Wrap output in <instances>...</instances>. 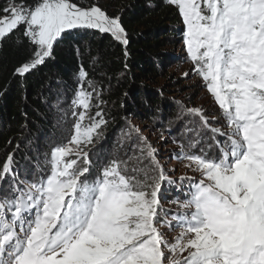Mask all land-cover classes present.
<instances>
[{
  "label": "snow or ice",
  "instance_id": "6c2138e0",
  "mask_svg": "<svg viewBox=\"0 0 264 264\" xmlns=\"http://www.w3.org/2000/svg\"><path fill=\"white\" fill-rule=\"evenodd\" d=\"M166 2L180 17L190 72L217 109L209 118L175 101L170 159L186 173L170 176L176 169L127 117L118 144L135 133L132 155L94 168L88 149L109 119L81 64L70 139L47 145L31 173L21 174L14 151L0 159V264H264V0ZM18 32L12 76L21 83L68 40L108 35L128 56L121 16L92 0H3L0 44ZM169 188L175 210L163 205Z\"/></svg>",
  "mask_w": 264,
  "mask_h": 264
},
{
  "label": "trees",
  "instance_id": "16d2710c",
  "mask_svg": "<svg viewBox=\"0 0 264 264\" xmlns=\"http://www.w3.org/2000/svg\"><path fill=\"white\" fill-rule=\"evenodd\" d=\"M118 15L129 36L127 57L124 46L108 35L90 36L79 45L68 40L58 44L53 58L23 83L12 76V69L22 58L24 38L18 32L0 44V159L14 151L20 168L34 163L39 145L46 151L41 141L54 133L60 98L72 99L81 64L106 102L102 107L109 131L122 128L127 115L154 119L155 112V118L174 117L173 105L164 97L166 87H161V94L155 82L159 78L176 82L167 67L180 25L177 10L166 0H123Z\"/></svg>",
  "mask_w": 264,
  "mask_h": 264
},
{
  "label": "rangeland",
  "instance_id": "374dc122",
  "mask_svg": "<svg viewBox=\"0 0 264 264\" xmlns=\"http://www.w3.org/2000/svg\"><path fill=\"white\" fill-rule=\"evenodd\" d=\"M93 2H98L104 9L107 10L110 15H118V9L120 3L123 0H92ZM87 2V0H85ZM174 36L175 42L172 46V50L175 52L172 60L168 64V73L172 75L176 82L168 80V78H159L155 83L156 87H166V90L163 92L164 97L170 100L171 105L175 110L174 117L165 119L163 117H158L154 119L145 118V116H138V114L127 115L126 117L139 129H141L144 136L148 138L151 144L158 149V157L166 164L168 168H175L174 173H170L174 179L186 173V169L183 167V164L178 162L175 159H170V154L178 151L176 145L173 143L174 139H179L180 124L179 122H174L171 125V135L169 134V119L175 120L177 112L180 110V106L175 103V101H181L184 105L189 107H203L206 114L211 118L217 111L214 103L210 101L209 95L206 91L200 86L199 77L191 74L190 68L191 64L186 59V52L183 46V43L178 34V29ZM189 72L187 78L184 77V73ZM71 100H67L63 97L59 100V108L55 109V130L52 135L45 137L41 144L45 146L50 145L55 142H66L70 139V134L73 129L71 125L74 123L75 117L72 116L73 108L70 104ZM57 103V104H58ZM94 114V113H93ZM216 126V125H214ZM128 130V124H123V127L120 129L108 130V126L105 129L104 135L99 139L95 140L92 145L89 146V151L91 159L93 161L94 168L95 166L103 163L111 156L119 155L120 157H125V155H132V146L133 141L135 140V133L132 134L130 140L124 142L123 147H120L118 141L120 140L121 133ZM38 152V157L40 158L41 163L43 162V153L45 150H41V146L36 147ZM35 159L34 163L36 162ZM33 163V164H34ZM135 163V158L130 162L131 164ZM33 164H24L20 167V172L23 175L25 171L31 173L33 171ZM191 175V173H187ZM4 189H7V182L3 185ZM176 191L169 188L166 193V199L163 201L165 208H171L175 210V206L168 203L173 197L176 196ZM179 232V228H176L170 232V236H175Z\"/></svg>",
  "mask_w": 264,
  "mask_h": 264
}]
</instances>
